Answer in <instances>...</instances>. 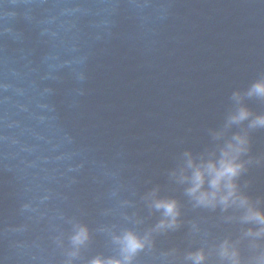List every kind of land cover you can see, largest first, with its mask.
<instances>
[{
  "label": "water",
  "instance_id": "water-1",
  "mask_svg": "<svg viewBox=\"0 0 264 264\" xmlns=\"http://www.w3.org/2000/svg\"><path fill=\"white\" fill-rule=\"evenodd\" d=\"M264 78V0H0V264H89L113 236L148 233L158 189L181 206L134 264H190L218 243L264 264V234L236 208L194 207L171 176L214 145ZM247 125H234L229 134ZM242 192L264 207V129L249 133ZM76 225L89 231L75 257ZM174 250V252H173Z\"/></svg>",
  "mask_w": 264,
  "mask_h": 264
},
{
  "label": "clouds",
  "instance_id": "clouds-1",
  "mask_svg": "<svg viewBox=\"0 0 264 264\" xmlns=\"http://www.w3.org/2000/svg\"><path fill=\"white\" fill-rule=\"evenodd\" d=\"M244 95L264 100V78L252 82ZM233 98L237 107L227 116L223 128L211 133L214 145L199 154L183 152L171 176L183 187L184 195L194 207H221L225 210L236 208L241 213L243 223L258 225L255 230L249 228L247 234L260 236L264 234V207L260 206L261 201H254L242 192L238 181L246 169L243 157L250 151L249 133L252 130L264 129V113H254L240 103V93H234ZM245 121V127L229 134L234 125H244ZM148 201L149 208L161 215L150 231L140 235L132 230H124L114 235L113 242L117 246L118 255H97L89 264H134L137 254L152 246V233H166L180 227L181 206L177 199L161 197L156 189L149 194ZM89 238L87 227L76 225L70 238L73 251L69 256L75 257ZM216 253L219 264H244L237 244L227 238L218 243ZM185 259L190 264H208V255L202 248L189 252ZM68 264H71V260Z\"/></svg>",
  "mask_w": 264,
  "mask_h": 264
}]
</instances>
